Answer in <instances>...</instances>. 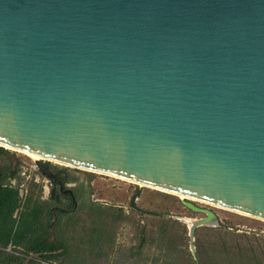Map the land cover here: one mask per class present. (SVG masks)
<instances>
[{
  "label": "water",
  "instance_id": "95a60500",
  "mask_svg": "<svg viewBox=\"0 0 264 264\" xmlns=\"http://www.w3.org/2000/svg\"><path fill=\"white\" fill-rule=\"evenodd\" d=\"M0 147L264 221V0H0Z\"/></svg>",
  "mask_w": 264,
  "mask_h": 264
},
{
  "label": "trees",
  "instance_id": "16d2710c",
  "mask_svg": "<svg viewBox=\"0 0 264 264\" xmlns=\"http://www.w3.org/2000/svg\"><path fill=\"white\" fill-rule=\"evenodd\" d=\"M7 154L0 147V156L6 159L0 166V264L54 261L59 264H85L86 261L94 264L99 259H106L111 252L114 256L120 254L125 260L131 259L134 264H264L262 246L256 242L253 245L245 233L228 231L224 227L202 228L211 232L214 236L211 238L195 233L194 257L187 249L185 224L171 218L157 219V224H153L156 230H150L152 234L149 236L144 228L139 230L136 222L138 244L126 250L124 257L120 245H114L115 226L127 218L121 208L91 200L74 208L80 196L76 187H71L72 195L58 193L54 199H41V186L37 183L32 184L37 188L36 195L28 193L24 203L20 204L18 183H10L17 176V167L11 169L13 162ZM55 175L63 186L73 180L64 171H55ZM60 196L66 197L71 209L55 205L61 201ZM82 206L86 208L87 227L78 223L82 218L76 217ZM152 243H156V254L149 258L144 248ZM68 259L71 262L66 261Z\"/></svg>",
  "mask_w": 264,
  "mask_h": 264
},
{
  "label": "rangeland",
  "instance_id": "374dc122",
  "mask_svg": "<svg viewBox=\"0 0 264 264\" xmlns=\"http://www.w3.org/2000/svg\"><path fill=\"white\" fill-rule=\"evenodd\" d=\"M6 151L8 153V157L13 162V166L11 167V169L17 167V176L12 180H14L15 183L24 181V177L27 174H30V172L26 171L25 176H23L21 173V168L26 166L28 167V165L32 164L34 160L19 151ZM10 156H13V159ZM4 160L6 161V159L0 156V166L4 164ZM45 164L54 173L55 171H64V173L72 177L73 180L70 182L72 187H76V189L80 190V196L76 200L74 208L78 207V205L81 203H85L86 201L91 200L97 203L122 209L124 215L127 218L120 220L115 226L114 245L116 247L120 245L121 254L124 253V257L126 256V250H129L130 247L135 248L138 244L139 235L137 230V223L140 226L139 230L144 228L146 234L149 236L150 234H152L150 230H156V226H153V224H157V219L159 218L173 219V216H181L196 219L204 216V214L194 213L187 209L181 203L179 197L163 193L150 187L139 186L133 182H128L118 177L78 170L54 162L45 161ZM33 183L35 182L30 179L26 181L29 195L32 192V195L34 196L36 195L37 188L32 185ZM50 187H52V185ZM138 188L140 190V193L136 200V206L139 209L143 210V213H139L133 210L130 205V199ZM49 196L50 189L46 200H51L57 197L55 196L50 198ZM60 199L61 201L59 203L55 202V205L62 209H71L72 205H70L66 197L60 196ZM195 204L199 207L210 209L216 214L218 218V227L213 228L224 227L228 231L245 233L249 237V239H251V243L253 245H255L256 242V244L262 246L264 249V221L220 209L211 205L210 207L201 203ZM85 213L86 208L85 206H82L80 212L76 215V217L80 219L82 218V221H79L78 223L87 227L89 223L85 219ZM70 228L71 227H69L68 230ZM202 228L211 227L203 226L196 228L194 231V241L195 233L206 238L214 237L211 232H208ZM72 234L76 236V233ZM68 235L71 237V231H69ZM144 249L146 250V254L149 256V258H152L154 254H156V243L150 244L149 247L148 245H146ZM187 249H190L188 235ZM120 256V254L118 256L117 254L114 256V253L111 252L106 259H99L94 264H134L131 259L125 260L124 258H120ZM28 259L25 260V263L28 261ZM66 261L71 262V260L69 259ZM84 263L93 264L88 261ZM147 263H150V261H148ZM37 264H59V261H54L53 263L38 262Z\"/></svg>",
  "mask_w": 264,
  "mask_h": 264
},
{
  "label": "built area",
  "instance_id": "2783aa9c",
  "mask_svg": "<svg viewBox=\"0 0 264 264\" xmlns=\"http://www.w3.org/2000/svg\"><path fill=\"white\" fill-rule=\"evenodd\" d=\"M22 175L25 176L26 174V171L30 172V174H27L24 178V181L20 182V183H15L14 180H10V183L12 185H15L17 184V187H18V197H19V201H20V204H23L24 201L26 200L27 198V195H28V188L26 186V181L28 179L30 180H33L35 183H38L40 186H41V196L40 198L41 199H46L48 197V192H49V189L51 191V188L50 187L52 185V181L51 179L43 176L41 173H40V170L39 168L37 167V165L33 162L32 164H29L28 167H22ZM67 187H71V183H68L66 184Z\"/></svg>",
  "mask_w": 264,
  "mask_h": 264
},
{
  "label": "bare ground",
  "instance_id": "6f19581e",
  "mask_svg": "<svg viewBox=\"0 0 264 264\" xmlns=\"http://www.w3.org/2000/svg\"><path fill=\"white\" fill-rule=\"evenodd\" d=\"M10 150H13V149H10ZM19 152H21V151H19ZM21 153H24L25 155H27L28 157L32 158L33 160L41 159L39 156L34 155V154H29V153H25V152H21ZM51 162H54V163H57V164L62 165V163H58V162H55V161H51ZM109 176L116 177V176H113V175H109ZM118 178H119V177H118ZM120 179H122V178H120ZM124 180H126V179H124ZM126 181H128V182H132V181H129V180H126ZM133 183H134V182H133ZM135 184H137V183H135ZM137 185L141 186L140 184H137ZM211 206H212V205H211ZM217 208H218V207H217ZM186 218H187V217H186ZM191 220H193V219H191V218H187V222H188V223H190Z\"/></svg>",
  "mask_w": 264,
  "mask_h": 264
},
{
  "label": "flooded vegetation",
  "instance_id": "af4514ba",
  "mask_svg": "<svg viewBox=\"0 0 264 264\" xmlns=\"http://www.w3.org/2000/svg\"><path fill=\"white\" fill-rule=\"evenodd\" d=\"M55 174V173H54ZM54 186V183L52 182V187ZM72 187V186H71ZM71 187H67V186H63V189L62 190H58V188H57V190H56V193L54 194V196L53 197H55L58 193H62V194H64V195H66V194H70V193H68L67 191H65L66 189H70L71 191H72V189H71ZM71 195V194H70Z\"/></svg>",
  "mask_w": 264,
  "mask_h": 264
}]
</instances>
